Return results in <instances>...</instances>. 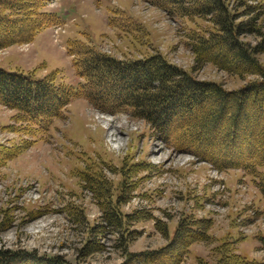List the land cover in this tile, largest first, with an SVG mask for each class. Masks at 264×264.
<instances>
[{"label": "rangeland", "instance_id": "rangeland-1", "mask_svg": "<svg viewBox=\"0 0 264 264\" xmlns=\"http://www.w3.org/2000/svg\"><path fill=\"white\" fill-rule=\"evenodd\" d=\"M241 1L254 10L242 19L259 13L264 23V0ZM239 2L228 0L234 12L245 8ZM114 9L142 26L128 24L126 31L110 27ZM45 10L60 21L39 31L28 46L0 49L1 68L30 71L37 78L54 72L57 83L77 87L83 79L66 47L69 40L79 39L116 58L160 52L198 79L227 89L256 78L231 75L210 63L191 69L194 56L185 39L191 29L209 26L200 18L168 16L142 0H49ZM245 39L254 43L253 36ZM258 59L264 64V52ZM14 113L0 104V145L25 147L0 167V247L60 255L71 264H120L125 257L120 241L126 240L131 252L158 249L171 240L180 220L192 218L208 220L211 239L190 244L180 264H216L223 243L233 254L264 264V196L243 170L218 171L192 154L174 151L144 120L101 112L84 98H74L66 117L55 119L36 137L13 130ZM157 148L161 150L151 154ZM81 169L103 175L114 194L125 179L119 210L139 219L119 231L91 230L104 223L103 212L77 172ZM88 240L101 249L84 253Z\"/></svg>", "mask_w": 264, "mask_h": 264}, {"label": "trees", "instance_id": "trees-1", "mask_svg": "<svg viewBox=\"0 0 264 264\" xmlns=\"http://www.w3.org/2000/svg\"><path fill=\"white\" fill-rule=\"evenodd\" d=\"M48 1L0 0V49L29 43L39 31L56 24L57 14L45 10ZM142 1L168 16L200 18L209 24L191 29L186 35L185 45L194 56L192 70L210 63L231 75L256 78L227 89L220 82L198 79L160 52L120 59L88 41L69 40L67 52L76 74L83 79L77 87L57 83L54 72L37 78L30 71L0 67V104L15 111L17 125L12 126L13 130L33 137L44 135L55 119L66 117L74 98H84L101 112L128 113L144 120L153 134L174 151L192 154L218 171L243 170L253 177L264 196V64L258 59L264 52V23L260 14L242 19L254 10L241 0L238 6L245 8L240 12H234L228 0ZM111 14L108 23L112 28L126 31L128 24L142 26L120 9L111 10ZM247 36H253L254 43L246 40ZM24 148L22 144L0 145V167L19 156ZM90 171L77 172L99 200L104 222L91 230L102 232L109 227L119 231L130 220H138L119 210L126 180L122 178L120 191L114 194L110 181ZM208 223L205 219L183 218L165 246L140 252L127 250V232L119 245L125 255L120 264H180L190 244L211 239ZM228 248L226 243L219 248L216 264H261L233 254ZM100 249L98 243L88 240L84 253ZM27 263L71 264L60 255L0 247V264Z\"/></svg>", "mask_w": 264, "mask_h": 264}, {"label": "bare ground", "instance_id": "bare-ground-1", "mask_svg": "<svg viewBox=\"0 0 264 264\" xmlns=\"http://www.w3.org/2000/svg\"><path fill=\"white\" fill-rule=\"evenodd\" d=\"M161 149L160 148H157L155 151L153 150V153L151 152V154H154V153H157L159 152ZM162 156V155H161Z\"/></svg>", "mask_w": 264, "mask_h": 264}, {"label": "crops", "instance_id": "crops-1", "mask_svg": "<svg viewBox=\"0 0 264 264\" xmlns=\"http://www.w3.org/2000/svg\"><path fill=\"white\" fill-rule=\"evenodd\" d=\"M11 47H14V46H11ZM11 47H9V48H11ZM9 48H8V49H9Z\"/></svg>", "mask_w": 264, "mask_h": 264}]
</instances>
